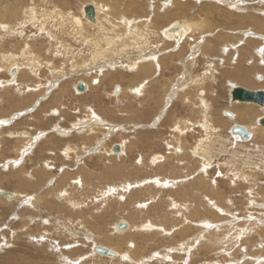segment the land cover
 Masks as SVG:
<instances>
[{
	"label": "rangeland",
	"instance_id": "rangeland-1",
	"mask_svg": "<svg viewBox=\"0 0 264 264\" xmlns=\"http://www.w3.org/2000/svg\"><path fill=\"white\" fill-rule=\"evenodd\" d=\"M239 1H241L239 5L244 9L241 12L235 8L236 3L231 4L230 1L225 0H0V22H2L4 26H6V24L11 26L13 24L14 30L16 31L17 29L16 32L11 30L17 33L15 37H7L4 41L0 40V130H2V132L0 131V163L4 164L3 166L0 164L2 166L0 167V190L12 194H22V197L17 201L14 200V197L8 199L5 196H0V246L2 247V249H0V264H6L4 261L6 256H10L9 264H246L248 262H250V264H258L259 259H264V233L260 228L264 225V171L260 170L261 167L264 168V163L263 166H260L262 162H264V135L263 133L259 135L263 140L255 137L251 138L249 141H245V143L248 144L247 147H251V149L246 146H240V148L235 144L233 146L232 141L234 139L229 131L235 123L226 120L229 116L228 113V116L223 115V111L227 110L226 108L229 105L233 108V106H236L233 104H237V102L231 103L232 86L228 80H231L232 83H236L237 86L250 90H264V63L261 64L259 60L261 56H264V0ZM85 3H93L95 9L97 5L100 6L102 10L99 13L98 21L99 23L103 22L101 23V28L103 29H99L96 26V28L92 30L83 26L84 30L81 31L82 33L78 31L79 34L81 33L82 37L78 32H74L75 27L71 24V18L73 16H75L74 18L81 17L83 22L88 23V21L84 19L85 16H83L82 12V6L83 4L86 5ZM33 11L36 14H34ZM49 17L50 19H48ZM166 17L168 18L167 20ZM146 18L147 21L145 20ZM139 19L140 21L138 22ZM132 21L137 23H133ZM56 22L58 24H55ZM177 22L181 24L186 23L187 28L191 30H187L185 35L187 39L181 41V44H178L173 38L165 35L171 34V30L168 29L172 27V24ZM132 24L135 26L132 27ZM195 27L198 29L196 30ZM44 28L48 29V31L51 30L55 40L48 35ZM93 32L95 35H93V37L97 38L96 40L98 43L100 42L98 37L109 35L111 39L107 45L102 42L100 46L107 50L108 55H111V53L116 54L109 58L106 57L103 59L104 63L102 60L101 64H105L106 61L111 59L116 60L118 57L119 60L124 58L121 62L115 64L116 67L115 69L113 68L114 70L105 72V74H113L111 76L99 78L96 74L97 71H95L93 75L85 71L91 67H84L87 64L84 63V60L87 58L91 48L85 43L83 45V41L88 40V36L91 37ZM19 33H21L22 36H17ZM136 36L137 40L134 39ZM202 36L205 37V39ZM19 38L23 40L24 46L26 44H31L33 52H36L34 54L37 55L36 57L35 55L30 57L31 61L27 62L30 65L25 63L26 61H23V58H19V63L23 64L19 65V63H15L12 66L19 65L22 71L19 72L17 69L18 66H15L13 69H16V72H13L12 68L6 67L3 56L4 54L10 55L9 52L20 55L21 45L17 40ZM195 40H197L198 46H196L201 49V52H198L196 57L194 56V58H192L190 54L192 52V50L190 51V44L196 43ZM79 41L82 42L80 43ZM133 42L135 43L133 44ZM136 42L139 44H136ZM85 46L87 48H85ZM154 46L156 48H154ZM128 48L129 50H127ZM138 50L141 52L139 53ZM24 51L25 49H23L21 54L24 53ZM127 51H130L131 54L136 57L148 52H157L159 54H157L159 59L162 57H174L175 66L172 67L173 70L161 71L156 80L155 75L152 76L151 79L138 77L135 74L136 71H126V69L123 68V66L128 63L126 60L132 56L127 54ZM164 51L166 53H164ZM58 52L60 53L58 54ZM121 52L123 54H121ZM29 56L31 55L29 54ZM39 59L43 61L40 62ZM187 59L190 60V64L188 62L186 63ZM49 60L50 63L54 64L52 68L56 72L61 71L60 68H63V71L65 70L63 73L67 75V78H65L64 83L69 81V85L72 87L54 89L56 91L53 92L48 100H42L44 94H38L40 97L38 96L37 98L36 93L28 95L27 91H30V89L26 87L22 88V86L20 89L22 88L23 94L19 95L16 85L18 83L21 85L23 82L22 80L27 81L29 84L31 82L29 87H31L33 91H35V86L32 85V83L41 81L44 86L53 81L49 68L41 66L43 62H49ZM74 63L79 67L74 66ZM33 64L34 66H32ZM184 65L187 67H183ZM211 66H213V68ZM22 67H24V69H22ZM74 67L76 69L73 70ZM81 68H84V72ZM108 68L109 66L106 67V69ZM34 69L39 70L37 80L31 76L26 79L24 77L27 76H22V74L24 75L26 73L32 75L33 72V76H36ZM185 69L186 71H184ZM208 69L209 71H206ZM225 69L226 72H224ZM239 69L242 70L243 80L236 81L233 78L227 80L225 77H222L225 73L231 74V72H236ZM191 70L192 73H190ZM246 70H248L247 73ZM249 70L252 73V77L248 74ZM184 73H190V76L186 75L189 79L188 81L187 78L184 77ZM99 74H101V72ZM115 74H120L121 77L115 79ZM69 75H71V77ZM196 75H198L199 80L202 81H196L194 78ZM214 75L217 79L212 82L211 79ZM14 77L18 78L13 81ZM8 80H12L9 81L10 84H5L9 85L8 88L3 87L2 83ZM95 80H99L97 82L100 86L99 92H94V90L98 91V88L96 89L98 85ZM173 80H178L179 83L182 81L197 85L188 88L183 93L182 91L176 92V90L173 89V85L178 82L173 83ZM76 82L85 83L89 89H86L84 92L77 91L75 88ZM141 86H146L145 91H143ZM138 89H142L141 91L144 95L135 96L132 91L136 90L138 93L140 92ZM116 90H118V92H116ZM36 91L39 92L40 90L36 89ZM172 91L176 92L175 98L178 96L181 97L170 109L169 113L164 114L166 117H162L156 127L150 128L149 126L155 123L156 118L163 110L166 99ZM200 91L202 94L200 93L198 97ZM148 93L151 97L150 101L146 100L145 97ZM119 95H121L119 98H115V96L118 97ZM91 96L97 97L99 101L98 105L97 102L93 100H89L90 102L93 101V103L89 104V101L86 99L91 98ZM84 97H86V99H84ZM153 98L156 100H153ZM185 98L191 100L192 103H187ZM200 99L208 103L209 113L207 112V114L210 115H207V117H210V122L213 123L211 124L214 127V129L209 132L211 135L209 134L210 141L208 142V145H211V148H213V162L211 161V167L206 164L205 166L207 167L204 170L199 161L189 159L191 158L189 154H192V150L198 145L199 141L203 138H207L200 129H197L198 124L203 122L201 121L202 115L200 114L202 113L200 109L202 104H198V102H201L199 101ZM112 100V103L108 102ZM142 101H144V105L140 107ZM94 103H96V106L93 105ZM240 104L250 105V103L243 102ZM90 105L95 112L98 113L99 119L103 123L101 126H104L98 139L102 144L104 143L101 147L105 154L103 159L98 161L100 163L92 167L85 165L86 170H90L89 172L95 170L98 175H96L94 181L90 185L85 182V185H83L85 188L84 190L79 189L78 191L75 190L72 182L76 175H71V177H69L70 179L68 178L65 181H62V178L64 171L75 173L78 170L80 161L78 162L77 158L82 155L81 138L84 139L85 145L88 148L94 147L97 142L95 136H87L86 134L78 135V131L75 130L76 127L70 126L72 122L78 119L84 120L90 118L87 112H85V107ZM253 108L257 111L256 120L258 117H264L263 107L253 105ZM132 112H136L146 119L144 121H135L131 117ZM164 119H166V121ZM175 120L182 121L175 123ZM184 122H187V124L189 123L190 126L186 127L189 130L187 133L188 136L179 137L171 130L176 124L183 126ZM236 123L238 124V122ZM56 124L68 130L69 128L74 129L70 137H61L59 133L54 130ZM259 127L264 131L263 126L260 125ZM196 130L197 133L191 134L192 131ZM22 131L26 132V136L21 135L22 140L19 144L23 145L25 151L27 150L26 147L32 142L31 135L34 136V138L37 134L39 135V142H37V145H40L38 147L36 145L37 149L33 156L29 154L23 157L25 151L22 148L19 158L16 159V152L14 150L17 140L13 138L11 134L13 132L23 133ZM111 132L112 135L110 134ZM28 134L31 135L28 136ZM143 134L145 136H147V134H156V140L148 139L144 141L142 138L147 137H143ZM174 135L178 139L175 140L178 142L177 144H183L187 152L186 154L185 151L182 153V148L181 151L175 149L176 156L173 152L167 151L165 144L166 142L168 143L169 140L172 141ZM36 138L34 141H36ZM46 138L48 140H46ZM89 140H94L95 142H88ZM125 141L127 142L128 155L126 156L123 154L119 156V154L118 156H113L110 152L111 148L113 150L115 145L120 146L121 142ZM19 144H17V147H19ZM204 144H206V142ZM112 145L114 146L112 147ZM254 145L260 146V149L258 151L254 150ZM65 146L78 149L76 152L72 153L71 159L69 160L64 159L62 155V150ZM94 153L95 152L84 153L82 159H87L89 155H94ZM177 153L179 155L181 153L184 155L177 157ZM245 153L249 158L243 157ZM39 154H44L46 157L38 160L37 156H39ZM53 154H55V156H51ZM237 154L240 156H237ZM154 155H161L163 159L159 160V162L158 160L157 162L153 161ZM30 157L33 160H30ZM122 157L123 159L120 160ZM139 158L144 159V165H140L138 162L140 160ZM238 159L241 163L244 159L253 162L254 175L248 170L249 167H247L246 164L235 163ZM14 160L20 162L19 166L14 165ZM87 160H90V158ZM47 161H49L52 169L44 168L48 164ZM109 162H111L112 165L117 163V167L113 168ZM123 163H126V167ZM152 163H156L157 166ZM159 165L161 166L159 167ZM20 166H23V168H20ZM108 167L113 170V172L110 170V173H108ZM235 167L236 169H234ZM125 168L130 170L125 172ZM117 169L118 171L124 169V175L120 177L127 176L132 180H137L134 183L138 184L134 185L127 194L121 189L122 186L119 185L125 181L119 182L120 179H117L115 176V170ZM36 170L40 171L41 175H44V177L41 179H21L20 174L22 172L37 173ZM49 170L52 171V174H49ZM241 171H245L246 175L248 174L253 177V179L259 183L252 179L246 181L240 178V174L238 173ZM161 176L163 178H161ZM157 178H161L160 182L165 179L164 183L162 181L161 184H156L155 179ZM175 180L178 182L174 186L173 183ZM35 181L39 184L38 187L34 190L27 189L30 184ZM112 181L114 182L113 184L119 186L121 190L118 191L120 192H115L116 189L109 185L112 184ZM162 183L166 185V187L162 185ZM211 183L216 187V195L214 194V190L211 189L213 186ZM52 187L55 188V193L50 197L45 196ZM60 187L61 189L63 187L69 188L68 195L76 202L88 199L89 203H97L96 205H91V207L98 206L97 210H95L94 213L92 212V215H95V219L89 218L87 221L93 222V225L98 226L96 227L98 229L92 228V225L89 224H86L89 226L86 227L87 231L84 228H79V219L82 218L80 221H84L87 216L85 215L79 218L70 216L72 214V206H70L68 202L65 203L66 201L56 198V195L61 192ZM97 188L101 195L97 194ZM102 189L105 191H102ZM107 190L108 192L113 190V193L104 195L105 192L108 193ZM248 190H251L254 195L248 194ZM29 195L31 198H29ZM31 195L34 196V198L41 197L42 200L41 203L39 202V204H41L40 209H36V211L35 208L31 209V207L28 206L29 201L33 199ZM102 195L104 197H102ZM119 195L122 196V198H120ZM23 196H25V198ZM106 196L109 197L106 198ZM94 197L96 200H99L100 203L96 202ZM206 197L211 199L214 198V201L224 208V210L228 209V212L235 213V217H229L223 213L209 210L210 203ZM250 198H252L255 203L253 202V204L249 205L248 199ZM48 199L53 200L54 204H56L55 206L60 208L55 209L59 210V213L49 211L52 212L51 215L54 214L51 219L47 215V209L41 210L43 209V204L48 203ZM93 199L94 201H92ZM104 199H106L105 202ZM227 200L232 201L231 206L228 204ZM172 201L180 205H185L188 209L187 207L186 209L181 208L180 211L182 213H180L176 208H173L174 204ZM102 202H104V205ZM145 202H147V204H145ZM60 205L64 208L60 207ZM25 212H33L32 214H34L33 218L35 220L30 224L27 221L29 224L27 228H23L24 222L20 218L23 213L25 215ZM76 213L79 215L80 211ZM249 213L252 214L250 215ZM61 214L63 217L59 219H62V222H59L55 218L59 217ZM81 215L84 214L81 213ZM247 219L249 220L247 221ZM48 220L52 223H48ZM207 220H209V223L206 222ZM54 221L57 224H55ZM122 222L129 223L130 229L127 232L128 228H126L121 231L123 234H119L116 230V226H119ZM61 223H63L64 227H61V230L56 229V226L58 225L60 227ZM227 223L228 225L226 226L225 224ZM251 223L258 225L251 228ZM206 224L209 225V227ZM218 225L224 226L219 227ZM160 227H163V231ZM218 227L222 229L233 227L231 240H225L226 233H222V231L217 232ZM80 230L85 231V234L88 235L90 231H92L95 236H107V241H110V243L105 241L104 243L99 242L96 244L108 248L109 250H114L119 255L115 258L93 254L91 250L92 242L88 239V235H85V238L82 237L84 233L81 234ZM240 231L242 234H240ZM199 232H201L202 235ZM45 235L48 238L42 239ZM37 236H40V241L42 243H38L39 240ZM240 236H242V238H240ZM115 243L122 244V246L116 247ZM59 244H61L60 250L68 256L71 263L69 260L68 262L62 260L63 257L60 258V251L55 249V247L60 246ZM207 244H209V247ZM186 245L187 247L184 248ZM232 246L234 247L232 248ZM227 250H229V252ZM161 254L163 256H161ZM123 256H127L128 258L125 260ZM134 259L136 261H134Z\"/></svg>",
	"mask_w": 264,
	"mask_h": 264
},
{
	"label": "bare ground",
	"instance_id": "bare-ground-1",
	"mask_svg": "<svg viewBox=\"0 0 264 264\" xmlns=\"http://www.w3.org/2000/svg\"><path fill=\"white\" fill-rule=\"evenodd\" d=\"M49 1V0H48ZM58 1V0H57ZM60 1V0H59ZM95 1V0H94ZM225 1H230V3L231 4H233V3H236L235 4V8L239 11V12H241V11H243L244 9H243V7L241 6V5H239V2H241V1H239V0H225ZM93 2V1H92ZM169 2V1H168ZM34 3V2H33ZM61 3V2H60ZM199 3V2H198ZM86 4V3H85ZM93 4V3H92ZM132 4V3H131ZM165 4V3H164ZM163 4V5H164ZM195 5V4H194ZM212 5V4H211ZM231 6V5H230ZM84 7H85V5L83 4V6H82V12H83V16H84ZM165 7V6H164ZM208 7H210V6H208ZM181 9V8H180ZM199 9V8H198ZM50 10V9H49ZM102 9L100 8V6L99 5H97L96 6V11H97V22H95V23H91V22H89L88 20H86V18H84L86 21H88V23H85V22H83L82 21V18L81 17H78V18H74L75 16H73L72 18H71V24H73V27H75V30H74V32L76 31V32H81V31H83L84 29H83V26H86V27H88V28H90V29H92V30H94L95 28H96V26L100 29L101 27H102V25H101V23H103V22H101V23H99V21H98V17H99V13H100V11H101ZM179 10V9H178ZM54 11H56V10H54ZM53 11V12H54ZM107 11V10H106ZM207 11V10H206ZM177 12V11H176ZM33 13H34V11H33ZM102 13V12H101ZM34 14H36V13H34ZM33 14V15H34ZM40 14V13H39ZM42 14V13H41ZM53 14V13H52ZM61 14V13H60ZM26 16V15H25ZM48 16H49V14H48ZM54 16V15H53ZM65 16V15H64ZM70 16V15H69ZM82 16V17H83ZM47 17V16H46ZM35 18V17H34ZM58 18V17H57ZM56 18V19H57ZM150 18V17H149ZM48 19H50V17L48 18ZM168 18L166 17V20H167ZM42 20V19H41ZM146 21H147V18L145 19ZM186 20V19H185ZM46 21V20H45ZM49 21V20H48ZM108 21V20H107ZM128 21V20H127ZM137 21V20H136ZM140 21V19L138 20V22ZM36 22V21H35ZM60 22V21H59ZM106 22V21H105ZM110 22V21H109ZM108 22V23H109ZM122 22H124V21H122ZM133 23H137V22H134V21H132ZM34 23V22H33ZM37 23V22H36ZM125 23V22H124ZM29 24V23H28ZM55 24H58L57 22L55 23ZM60 24V23H59ZM123 24V23H122ZM127 24V23H126ZM188 24V23H187ZM198 24V23H197ZM13 25V24H12ZM10 26V25H7L6 24V26H4L3 25V23L2 22H0V40H6V38L7 37H15V35L17 34V33H15L16 31H17V29H16V31L14 30V27L13 26ZM45 25V24H44ZM62 25V24H61ZM148 25V24H147ZM193 25H194V23H193ZM192 25V26H193ZM200 25V24H199ZM202 25V24H201ZM15 26V25H14ZM57 26V25H56ZM60 26V25H59ZM135 26V25H134ZM133 26V24H132V27H134ZM172 27H170L168 30H171V34H165L167 37H170V38H173V40H175V42H177L178 44H181V41H184V40H186L187 39V36L185 37V35H186V33H187V30H189V28H187V25H186V23L184 24H181V23H174V24H172L171 25ZM195 26H198V25H195ZM65 27V26H64ZM104 27V26H103ZM139 27V26H138ZM147 27V26H146ZM145 27V28H146ZM191 27V26H190ZM194 27V26H193ZM42 28H43V25H42ZM72 28V27H71ZM196 28V27H195ZM22 29V28H21ZM101 29H103V28H101ZM131 29V28H130ZM148 29V28H147ZM198 28H196V30H197ZM11 30H14V31H11ZM42 30V29H41ZM44 30H46V32L48 33V35H50V37H52L53 38V40H55V37H54V35L52 34V32H51V30H49L48 31V29H46V28H44ZM106 30V29H105ZM112 30V29H111ZM110 30V31H111ZM114 30V29H113ZM135 30H137V29H135ZM73 31V30H72ZM96 31H98V30H96ZM104 31V30H103ZM189 31H191V30H189ZM22 32V31H21ZM56 32V31H55ZM73 32V33H74ZM75 32V33H76ZM79 32H78V34H79ZM87 32H89V31H87ZM101 32V31H100ZM176 32V33H175ZM245 32V31H244ZM57 33V32H56ZM68 33V32H67ZM71 33V32H70ZM82 33V32H81ZM81 33L79 34L80 36H82L81 35ZM90 33H92V32H90ZM97 33V32H96ZM99 33V32H98ZM110 33V32H109ZM108 33V34H109ZM147 33V32H146ZM151 33V32H150ZM191 33V32H190ZM194 33V32H193ZM149 34V33H148ZM196 34V33H195ZM92 36V38L90 37V36H88V40H84L83 41V45H84V43L85 44H87V45H89L90 47L89 48H91V50H90V52H89V54H88V56H87V58L84 60L85 62L84 63H87L84 67H87V66H91L89 69H86L85 71H86V73H88V74H91V75H93L94 74V72L95 71H97L96 72V74L98 75V77L99 78H105V77H107V76H111V75H113V74H105V72H107L108 70H114L115 69V64H117L118 62H121L122 61V59H124V58H121L120 60H119V57L115 60H113V59H111V60H108V61H106L105 62V64H101V61L103 60V59H105L106 57H111L112 55H114L115 53H111V55H108V52H107V50H105L103 47H101L100 46V44L102 43V42H104L106 45H107V43L109 42V40L111 39L110 37H109V35H103V37H98L99 38V43L97 42V38L96 37H93V35H94V32H93V34H91ZM98 35V34H97ZM96 35V36H97ZM130 35V34H129ZM158 35V34H157ZM161 35V34H160ZM164 35V36H165ZM203 35V34H202ZM205 35V34H204ZM246 35V34H245ZM17 36H22V34L21 33H19V35H17ZM95 36V35H94ZM131 36V35H130ZM135 36V35H134ZM149 36V35H148ZM165 36V37H166ZM190 36V35H189ZM188 36V37H189ZM83 37V36H82ZM192 37V36H191ZM195 37H197V36H195ZM203 37V36H202ZM21 38V37H20ZM20 38L19 39H17L18 40V43H20V45H21V52L23 51V49H25V51H24V53H22L21 54V52H20V55L18 54L17 55V53H11V52H9L10 53V55H5L4 54V56H3V59H4V61H5V64H6V67H10V68H12L13 69V67H15V66H18V70H19V72H21L22 70H21V68H20V64H23V63H19V58L20 59H22L23 58V61H26L25 63H27V62H29V61H31V59H30V57H32L33 55H35L34 53H36V52H33V47H32V45L30 44H26L25 46L23 45V40H20ZM80 38V37H79ZM84 38L86 39V37L84 36ZM137 38V36L134 38V39H136ZM147 38V37H146ZM204 39H205V37H203ZM82 39V38H81ZM133 39V40H134ZM139 39V38H138ZM144 39V38H143ZM142 39V40H143ZM202 39V38H201ZM57 40H59V39H57ZM137 40V39H136ZM141 40V39H140ZM148 40V39H147ZM192 40H193V38H192ZM197 40H195V42H196ZM80 42V41H79ZM82 42V41H81ZM80 42V43H81ZM131 42H132V40H131ZM25 43H27V42H25ZM31 43V42H30ZM63 43V42H62ZM135 42H133V44H134ZM141 43V42H140ZM163 43V42H162ZM210 43V42H209ZM35 44H36V42H35ZM131 44V43H130ZM136 44H139V43H137L136 42ZM135 44V45H136ZM177 44V45H178ZM57 45V44H56ZM135 45H133V46H135ZM161 45H164V44H161ZM197 42L196 43H191L190 44V51L192 50V52L190 53L191 54V57L192 58H194V56L196 57V55H197V53L198 52H201V49L200 48H198L197 46ZM200 45V44H199ZM208 45V44H207ZM211 45V44H210ZM139 46V45H138ZM141 46H143V45H141ZM160 46V45H159ZM179 46V45H178ZM12 47V46H11ZM55 47V46H54ZM84 47V46H83ZM136 47H137V45H136ZM175 47H177V46H175ZM196 47V48H195ZM85 48H87L86 46H85ZM152 48V47H151ZM154 48H156L155 46H154ZM17 49V48H16ZM131 49V48H130ZM137 49V48H136ZM149 49V48H148ZM85 50V49H84ZM127 50H129V48L127 49ZM172 50H173V48H172ZM18 51V50H17ZM78 51V50H77ZM158 51V50H157ZM170 51V50H169ZM168 51V52H169ZM19 52V51H18ZM29 52V53H28ZM57 52V51H56ZM82 52V51H81ZM125 52V51H124ZM138 52L140 53L141 51H139L138 50ZM160 52V51H159ZM162 52V51H161ZM264 52V51H263ZM60 52H58V54H59ZM126 53V52H125ZM142 53H143V51H142ZM164 53H166L165 51H164ZM29 54L31 55V56H29ZM57 54V53H56ZM62 54V53H61ZM120 54V53H119ZM121 54H123L122 52H121ZM127 54H129V55H132V56H130L126 61L128 62V63H126L124 66H123V68H125L126 69V71H136V76H138V77H145V78H149V79H151V77L152 76H154L155 75V80H156V78L157 77H159L158 75H159V73L162 71V72H164V70H173V68L172 67H174L175 66V61H174V57H162V58H158V53L157 52H148V53H146V54H143V55H139V56H133V54H131V52L130 51H127ZM158 54V55H157ZM17 55V56H16ZM37 55V54H36ZM36 55H35V57H36ZM116 55V54H115ZM165 55V54H164ZM199 55V54H198ZM243 55H244V52H243ZM172 56H173V54H172ZM239 56H240V54H239ZM246 56V55H245ZM260 56V55H259ZM34 57V58H35ZM84 57V56H83ZM128 57V56H127ZM39 58H40V56H39ZM85 58V57H84ZM189 58V57H188ZM233 58V57H232ZM263 58V59H262ZM1 59H2V57H1ZM2 59V60H3ZM190 59V58H189ZM215 59V58H214ZM223 59V58H222ZM38 60V59H37ZM40 60V62L41 61H43V60H41V59H39ZM118 60V61H117ZM124 60V61H125ZM169 60V61H168ZM185 60V59H184ZM259 60H260V63L261 64H263L264 63V56H261V58H259ZM20 61H22V60H20ZM22 61V62H23ZM33 61V60H32ZM129 61H131V62H129ZM192 61H193V59H192ZM39 62V63H40ZM185 62V61H184ZM189 63L190 62V60H188L187 59V61H186V63ZM249 62H251V61H249ZM17 64V63H19V65H14V66H12L13 64ZM103 63H104V60H103ZM177 63V62H176ZM27 64H29V63H27ZM41 64V63H40ZM157 64V65H156ZM179 64V63H178ZM184 64V63H183ZM190 64V63H189ZM188 64V65H189ZM206 64V63H205ZM25 65V64H24ZM23 65V66H24ZM30 65V64H29ZM74 66H78L76 63H74L73 64ZM193 65V64H192ZM191 65V66H192ZM220 65H222V64H220ZM25 66H27V65H25ZM32 66H34V64L32 65ZM38 66V65H37ZM36 66V67H37ZM42 67L43 66H46V67H48L49 68V71H51V76H52V79H53V81L51 82V83H48L47 85L45 84L44 86H43V84L41 83V81H38V82H35V83H32V85H34L35 86V88H34V90L35 91H33V89H31V87H29L30 85H31V82H30V84L29 83H27V81H24V80H22L21 78V80L23 81L22 82V84L20 85L19 83L16 85L17 86V92H19V95H22L23 93H22V88L23 87H26V88H28V89H30V91H27L28 92V95H30V94H33V93H36L37 94V96H36V98L39 96L38 94H44V96H43V98H42V100H48V99H50V97L52 96V94H53V92L54 91H56L57 89H59V88H61V87H67V88H70V87H72V86H70L69 85V81H66V83H64V80H65V78H67V75L65 74V73H63V72H65V70L63 71V68H60L61 69V71H59V72H56L52 67H54V64H52V63H50V60H49V62H43V65H41ZM107 66H109V68L108 69H106V67ZM153 66H156V67H153ZM223 66V65H222ZM5 67V66H4ZM79 67V66H78ZM83 67V66H82ZM183 67H187V66H183ZM212 68H213V66H211ZM1 68V67H0ZM27 68V67H26ZM30 68V67H29ZM114 68V69H113ZM9 69V68H8ZM22 69H24V67H22ZM31 69V68H30ZM33 69V68H32ZM65 69V68H64ZM73 69H76L75 67L73 68ZM78 69V68H77ZM82 69V68H81ZM80 69V70H81ZM84 69V68H83ZM82 69V70H83ZM190 69V68H189ZM242 69V68H241ZM241 69H239V70H237L236 72H231V74H224L223 76L225 77V79H230V78H233L234 80H236V81H240V80H243V76H242V70ZM35 70V75L36 76H33V73H32V75H30L29 73H26V74H22V76L24 77V76H27V77H24L25 79L26 78H28V77H34L36 80H37V78H38V72H39V70L37 69H34ZM41 70V69H40ZM13 71H15L16 72V69L14 70L13 69ZM31 71V70H30ZM98 71H100L101 72V74H99L100 72H98ZM184 71H186V69L184 70ZM206 71H209V69L208 70H206ZM32 72V71H31ZM83 72H84V70H83ZM183 72V71H182ZM224 72H226V69H225V71ZM248 72V70H246V73ZM50 73V72H49ZM82 73V72H81ZM80 73V74H81ZM190 73H192V70L190 71ZM189 73V74H190ZM189 74H187V73H184V77H186V75L187 76H190ZM248 74H250L251 75V77H252V73L250 72V70H249V73ZM205 75V74H204ZM41 76V75H40ZM70 77H71V75H69ZM191 76H192V74H191ZM121 76H120V74H115L114 75V78L115 79H118V78H120ZM197 77V78H196ZM196 77H194L195 78V80L196 81H198V82H200V81H202V80H199V78H198V75H196ZM223 77V78H224ZM16 78H18V77H14L13 78V81H15L16 80ZM187 78V77H186ZM193 78V79H194ZM84 79V78H83ZM89 79V78H88ZM192 79V80H193ZM217 79V77H215V75L212 77V79H211V81L213 82V81H215ZM40 80H41V77H40ZM71 80V79H70ZM186 80V79H185ZM189 79L187 78V81H188ZM9 81H12V80H8V81H5V82H3L2 83V85H3V87H5V88H8V86L9 85H5V84H10L9 83ZM80 81H82V80H80ZM99 81V80H98ZM98 81H96L95 80V82H96V84L98 85L99 83H97ZM174 82L173 83H175V82H178V80H173ZM21 82V81H20ZM84 82V81H83ZM91 82H94V81H91ZM156 82V81H155ZM204 82V81H203ZM228 82H230L231 83V89H233L234 87H236L237 86V84L236 83H232L231 82V80H228ZM1 83V82H0ZM12 83V82H11ZM77 83V82H76ZM75 83V84H76ZM100 83H102V82H100ZM74 84V85H75ZM1 85V84H0ZM5 85V86H4ZM72 85V84H71ZM77 85V84H76ZM195 85H197V84H190V83H187V82H182V81H180V83L178 82V83H175L173 86V89L174 90H176V92H179V91H182V93L185 91V90H187L188 88H191L192 86H195ZM248 85V84H247ZM251 85H253V84H251ZM22 86V88L20 89V87ZM99 86V85H98ZM96 87V89L98 88V91H95L94 90V92H99V89H100V86L99 87ZM2 87V86H1ZM94 87V86H93ZM249 87H251V86H249ZM75 88H76V86H75ZM95 88V87H94ZM141 88L143 89V91H145V88H146V86H141ZM36 89H38V90H40L39 92H37L36 91ZM54 89H56V90H54ZM87 89H89V87L87 88ZM121 89V88H120ZM119 89V90H120ZM142 89H138V90H140V92H138L137 93V91L136 90H133L132 92L134 93V95L135 96H139V95H141L142 96ZM250 90V89H249ZM263 90V89H262ZM92 91V90H91ZM232 91V90H231ZM176 92H174V91H172V93L167 97V99H166V104L164 105V108H163V110L161 111V113L158 115V117L156 118V120H155V123L154 124H152L151 126H149L150 128H152V127H156L158 124V122H160L161 121V119H162V117H166V116H164V114H168L169 113V111H170V109L176 104V102L179 100V98L181 97V96H178L177 98H175V96H176ZM121 93V92H120ZM200 93H201V91L199 92V95H198V97L200 96ZM91 94V93H90ZM115 94V93H114ZM202 94V93H201ZM99 95V94H98ZM112 95V94H111ZM110 95V96H111ZM144 95V94H143ZM151 95H153V94H151ZM113 96V95H112ZM121 95H119L118 97H116L115 96V98H119ZM40 97V96H39ZM146 100H149L150 101V94L148 93V94H146ZM144 98V97H143ZM84 99H86V97H84ZM186 100V102L187 103H192L191 102V100H189V99H187V98H185ZM36 100V99H35ZM86 100H93L94 102H97V105H98V99H97V97H93V96H91V98H89V99H86ZM141 100V99H140ZM153 100H156V99H154L153 98ZM93 101L92 102H90L89 101V104L90 103H93ZM199 101H201L200 103L198 102V104L199 105H201L202 104V106H201V112L202 113H200L201 115H202V118H201V121H203V122H201V123H199L198 124V128L197 129H200L202 132H203V135L204 136H207V138L206 139H201L200 141H199V143H198V145L192 150V154H189L190 155V157L191 158H189V159H194V161H199V163H200V165H201V167H202V169L204 170L207 166H210V164H211V161H212V159H213V156H212V154H213V148H211V145H208V142L210 141L209 140V132H211L213 129H214V127H213V123L212 122H210V117L208 118L207 117V115H210V114H207V112H208V110H209V105H208V103L207 102H205L203 99H200ZM109 103H112L113 102V100L112 101H108ZM144 101H142L141 103H140V107H143V105H144V103H143ZM105 103V102H104ZM231 103H233L232 101H231ZM234 103H236V102H234ZM241 102H237V104H233V105H236V106H233V108H231L230 107V105L226 108L227 110H224L223 112V115L225 116V115H227V113L228 114H230L228 117H229V119H228V117H227V119L226 120H228V121H230V122H233V123H235L234 125H241V126H243V127H245L247 130H248V132H250L251 133V138H255V137H258V139H261V140H263V138L262 137H260L259 135L260 134H262L263 133V135H264V131L262 130V129H260V124H259V119H260V117H258L257 118V120H256V115H257V111H256V109L255 108H253V105H255V104H250V105H248V104H246V105H243V104H240ZM87 104V103H86ZM39 105V104H38ZM94 106H96V103H94L93 104ZM182 105V104H181ZM33 107V106H32ZM170 107V108H169ZM158 109H160V108H158ZM111 110V109H110ZM161 110V109H160ZM24 111V110H23ZM33 111V110H32ZM35 111H36V109H35ZM57 111V110H56ZM114 111V110H113ZM20 112V111H19ZM31 112V111H30ZM59 112V111H58ZM85 112H87V114H88V116L90 117L89 119H84V120H76V121H74V122H72L71 123V125L70 126H73L74 128L76 127V129L75 130H77L78 131V135H87V136H95V139H96V144H95V146L94 147H87L86 145H85V142H84V139L83 138H81V147H82V155L80 156V157H78L77 158V161L79 162V164H78V170L75 172V173H70V172H68V171H64V173H63V178H62V181H65V180H67L69 177H71V175H76V177H75V179L72 181L73 182V186L75 187V190H78L79 191V189L80 190H84L85 188H84V186L83 185H85V182H86V184H91L93 181H94V179H95V177H96V175H98V173H96L95 172V170H93V171H91V172H89L88 170H86V166H94V165H96L97 163H100V162H98V161H100V160H102L103 159V157H104V151H103V148L101 147L103 144H102V142H100L99 141V137H100V132L102 131V129H103V127L104 126H101V124H103L101 121H100V119H99V116H98V113H96L95 112V110L93 109V107L90 105V106H86L85 107ZM211 112V111H210ZM53 113V112H52ZM209 113V112H208ZM16 114H17V112H16ZM56 114V113H55ZM19 115V114H18ZM22 115V114H21ZM25 115V114H24ZM30 115V114H29ZM198 115V114H197ZM16 116V115H15ZM20 116V115H19ZM195 116V115H194ZM21 117V116H20ZM110 117V116H109ZM131 117L133 118V120H135V121H144L146 118L144 117V116H142V115H140V114H138V113H136V112H132V115H131ZM156 117V116H155ZM213 117V116H212ZM262 117V116H261ZM5 118V117H4ZM14 119V118H13ZM16 119V118H15ZM154 119V118H153ZM170 120H172L171 118H169ZM180 119V118H179ZM165 121H166V119H164ZM8 121H10V120H8ZM173 121V120H172ZM176 121V120H175ZM174 121V122H175ZM182 120H177L175 123H177V122H181ZM3 122H7V121H3ZM236 122H238V124L236 123ZM212 123V124H211ZM232 123V124H233ZM197 124V123H196ZM148 125V124H147ZM192 125V124H191ZM233 125V126H234ZM3 126V125H2ZM232 126V127H233ZM186 127H190L189 126V123L187 124V122H184V125L183 126H180L179 124H176V125H174V127H173V129L171 130L173 133H175L176 135H178L179 137H184V136H188V132H189V130L186 128ZM231 127V128H232ZM53 128V127H52ZM113 128H115V127H113ZM1 129V128H0ZM55 131H57L58 133H59V135L61 136V137H63V138H69L70 137V134H71V132L74 130V129H70L69 128V130L68 129H66V128H63V127H61V126H59V125H55V129H54ZM107 130V129H106ZM111 130V129H110ZM115 130V129H114ZM113 130V131H114ZM192 130V129H191ZM216 130V129H215ZM1 132H2V130H0ZM112 131V132H113ZM217 131V130H216ZM12 132V131H11ZM23 132V131H22ZM43 132V131H42ZM112 132L110 133L111 135H112ZM128 132V131H127ZM230 134H231V129H230ZM26 132H23V133H21V132H13L11 135H12V137L13 138H15L16 140H17V142H15V152H16V159H18L19 158V155L21 154L20 153V151L22 150V148H23V150H24V147H23V145H20L19 143H20V141L22 140V137H21V135H23V136H26V134H25ZM48 133V132H47ZM195 134V133H197V130L196 131H192L191 132V134ZM213 133V132H212ZM214 133H215V131H214ZM213 133V134H214ZM107 134V133H106ZM114 134V133H113ZM8 135V134H7ZM6 135V136H7ZM31 134H28V136H30ZM144 135V134H143ZM211 135V134H210ZM9 136V135H8ZM42 136V135H41ZM107 136V135H106ZM156 134L155 135H153V134H147V136H143V137H147V138H142L144 141H146V140H148V139H152V140H156ZM159 136H161V135H159ZM158 136V137H159ZM231 136H232V138L234 139L233 141H232V143H233V146H234V144L236 145V146H238V147H247L248 146V144L247 143H245V141H243L238 135H232L231 134ZM31 137V140H32V142H31V144L29 145V146H27L26 148H27V150L25 151V154L23 155V157L24 156H26V155H29V154H32V156L35 154V151H36V149H37V147L40 145H37L38 143L37 142H39L38 140H39V135L37 134L36 136H35V138H36V141H34L35 140V138H34V136H30ZM48 137H49V135H48ZM73 137V136H72ZM211 137V136H210ZM106 138H108V137H106ZM230 138V137H229ZM251 138L249 139V140H251ZM0 139H1V134H0ZM257 139V140H258ZM27 140H29V139H27ZM46 140H48L47 138H46ZM46 140H44V141H46ZM106 140V139H105ZM175 140H178L177 139V137L174 135L173 136V140L171 141V140H169V142L167 143L166 142V148H167V151H169V152H173L174 154H175V149H177V151H181V148H182V153H183V151H185V154L187 153L186 152V149L183 147V144H177L178 142H176ZM249 140H247V141H249ZM254 140V139H253ZM41 141V140H40ZM107 141V140H106ZM12 142H13V140H12ZM23 142V141H22ZM25 142V141H24ZM88 142H95L94 140H89ZM175 142H176V144H175ZM206 142V144H204ZM42 143V142H41ZM98 143V144H97ZM252 143V142H251ZM17 144H19V147H17ZM22 144V143H21ZM48 144V143H47ZM107 144V143H106ZM26 145H28V144H26ZM36 145H37V147H36ZM214 145V144H213ZM1 146V145H0ZM47 146V145H46ZM80 146V145H79ZM114 145H112V147H113ZM185 146V145H184ZM43 147V146H42ZM230 147V146H229ZM240 147V148H241ZM247 148H250L251 149V147H247ZM253 148H255L254 150H256V151H258L259 149H260V146H256V145H254L253 146ZM14 149V148H13ZM41 149V148H40ZM44 149V148H43ZM46 149V148H45ZM50 149H51V146H50ZM90 149V150H89ZM212 149V150H211ZM246 149V148H245ZM78 149L76 148V149H72L70 146H65L64 148H63V150H62V155L64 156V159H67V160H69V159H71V156H72V153H74V152H76ZM89 150V151H88ZM212 151V153H211V151ZM230 150V149H229ZM229 150H228V152H229ZM244 150V149H243ZM247 150H249V149H247ZM14 151H13V153H14ZM38 151H40V150H38ZM226 151V150H225ZM236 151V150H235ZM252 151V150H251ZM261 151V150H260ZM23 152V151H22ZM61 152V151H60ZM80 152V151H79ZM91 152H95L96 153V155H95V153H94V155H89V157L88 158H90V160H87V159H82V157L84 156V153H91ZM110 152L112 153V155L113 156H118L119 154V156H121V155H123V154H125L126 156L128 155L127 154V142L125 141V142H121V145H120V151L119 152H117V154H116V152L114 153L113 152V150H112V148H111V150H110ZM168 152V153H169ZM232 152V151H231ZM40 153V152H39ZM167 153V152H166ZM178 154L177 153V157H180L181 155H184V154ZM230 153V152H229ZM232 153H234V152H232ZM226 154V153H225ZM172 155V154H171ZM235 155H236V153H235ZM244 156V158H249V157H247V155H246V153L245 154H243ZM31 156V157H32ZM37 156V155H36ZM51 156H55V154H53V155H51ZM160 156V157H159ZM174 156V155H173ZM175 156H176V154H175ZM187 156V155H186ZM237 156H240L239 154H237ZM30 157V160H33L32 158ZM38 157V160H40V158L41 159H44L46 156H44V154L43 155H41V154H39V156H37ZM57 157V156H56ZM124 157V156H123ZM123 157L120 159V160H122L123 159ZM152 157V156H151ZM26 158V157H25ZM119 158V157H118ZM22 159V158H21ZM28 159V158H27ZM116 159V158H115ZM138 159V158H137ZM140 159V158H139ZM163 159V156H161V155H157V156H155L154 155V157H153V161H156L157 162V160H158V162H159V160H162ZM178 159V158H177ZM10 160V159H9ZM85 160V161H84ZM144 159H140L138 162L140 163V165H144V161H143ZM225 160V159H224ZM232 160V159H231ZM235 160V159H234ZM22 161V160H21ZM66 161V160H65ZM135 161V160H134ZM165 161H166V158H165ZM240 160L238 159V160H236V162L235 163H237V164H239V163H241V162H239ZM250 160H246V159H244V160H242V163L241 164H243V165H245L246 164V166L247 167H249L248 168V170H250V172L252 173V175H254V172H253V162H249ZM264 161V160H263ZM7 162V161H6ZM5 162V163H6ZM28 162V161H27ZM38 162V161H37ZM48 162V164L44 167L43 165V167L44 168H48V169H52V166L49 164V161H47ZM54 162V161H53ZM161 162V161H160ZM190 162V161H189ZM213 162V161H212ZM233 162V161H232ZM19 161L18 160H14V165L15 166H19ZM25 163V162H24ZM32 163V162H31ZM36 163V162H35ZM34 163V164H35ZM41 163V162H40ZM162 163V162H161ZM191 163V162H190ZM229 163V162H228ZM251 163H252V165H251ZM263 163L264 162H262V165H260V166H263ZM1 164V163H0ZM29 164V163H28ZM38 164V163H37ZM76 164V163H75ZM109 164H111V162H109ZM117 164V163H116ZM112 165L111 164V166H113V168L114 167H117V165ZM136 164V163H135ZM153 164V163H152ZM158 164H160V163H158ZM207 164V166H205ZM231 164V163H230ZM234 164V163H233ZM236 164V165H237ZM2 166L4 165V164H1ZM0 165V167H2ZM6 165V164H5ZM12 165V164H11ZM41 165V164H40ZM86 165V166H85ZM120 165V164H119ZM123 165L126 167V163H123ZM137 165V164H136ZM153 165H155V166H157V164L156 163H154ZM191 165V164H190ZM195 165V164H194ZM36 166V165H35ZM109 166V165H108ZM110 166V167H111ZM151 166V165H150ZM161 165H159V167H160ZM192 166V165H191ZM234 166V165H233ZM254 166H257V165H254ZM259 166V167H260ZM13 167V166H12ZM42 167V168H43ZM64 167V166H63ZM67 167V166H66ZM99 167V166H98ZM142 167V166H141ZM140 167V168H141ZM211 167V166H210ZM252 167V168H251ZM7 168V167H6ZM20 168H23V166H20ZM69 168V167H68ZM245 168V167H244ZM109 171H108V173H110V168L108 167L107 168ZM201 169V170H202ZM234 169H236V167L234 168ZM30 170V169H29ZM62 170V169H61ZM64 170V169H63ZM124 170V169H123ZM123 170H121V171H118V169L117 170H115L116 171V174H115V176L117 177V179H120V181L119 182H122V181H125L124 183H120L119 185H121L122 187H121V189H123L124 191H125V193L127 194L129 191H131V189H132V187H134V185H137L138 183H134V182H136L137 180H132L131 178H129V177H127V176H125V177H120V176H122V175H124L123 173ZM130 169H128V168H125V172L126 171H129ZM233 170V169H232ZM247 170V169H246ZM245 170V171H246ZM260 170L261 171H264V168H260ZM37 171V173H30V172H22L21 174H20V177H21V179L22 180H25V179H32V178H35V179H41V178H43L44 177V175H41V172L40 171H38V170H36ZM50 172H49V174H52V171L51 170H49ZM238 171H240V170H238ZM245 171H241L240 173H238V174H240V178H242V179H244V180H246V181H248V180H254V181H256L255 179H253V177H251V176H249L248 174L246 175L245 174ZM111 172H113V170H111ZM145 172V171H144ZM237 172V171H236ZM3 174V173H2ZM42 174H43V170H42ZM207 174V173H206ZM106 175H108V174H106ZM109 175H111V174H109ZM127 175V174H126ZM264 175V174H263ZM46 176V175H45ZM171 176V175H170ZM169 176V177H170ZM195 176V175H194ZM200 176V175H199ZM204 176V175H203ZM56 177H57V175H56ZM102 177V176H101ZM11 178V177H10ZM83 178V179H82ZM148 178V177H147ZM161 178H163L162 176H161ZM161 178H157V179H155V183L156 184H161V182L163 181V183H164V181H165V179L164 180H162L161 182H160V179ZM238 178V177H237ZM239 178V179H240ZM70 179V178H69ZM122 179V180H121ZM59 180V179H58ZM150 180V179H149ZM178 180V179H177ZM41 181V180H40ZM154 181V180H153ZM180 181V180H179ZM71 182V181H70ZM72 182H71V184H72ZM99 182V181H98ZM100 182H101V179H100ZM147 182V181H146ZM177 182L178 181H174V186L177 184ZM232 182V181H231ZM256 182H258V181H256ZM40 183V182H39ZM42 183H43V181H42ZM50 183V182H49ZM65 183V182H64ZM114 182L112 181V184H109V185H111V186H113L114 187V189H116L115 190V192H117L118 190H121L120 188H119V186L118 185H116V184H113ZM162 183V185H164ZM247 183V182H246ZM259 183V182H258ZM51 184V183H50ZM98 184V183H97ZM212 184V183H211ZM38 183H37V181H35L34 183H32V184H30V186L27 188V189H32V190H34V189H36L37 187H38ZM48 185V184H47ZM63 185V184H62ZM161 185V186H162ZM213 185V184H212ZM253 185V184H252ZM107 186V185H106ZM110 186V187H111ZM139 186V185H138ZM147 186V185H146ZM159 186V185H158ZM165 187H166V185H164ZM169 186H170V184H169ZM5 187V186H4ZM66 187V186H65ZM93 187V186H92ZM96 187V186H95ZM108 187V186H107ZM163 187V186H162ZM209 187V186H208ZM246 187V186H245ZM57 188V187H56ZM71 188V187H70ZM106 188V187H105ZM104 188V189H105ZM109 188V187H108ZM107 188V189H108ZM145 188V187H144ZM254 188V187H253ZM44 189V188H43ZM60 189H61V187H60ZM93 189V188H92ZM101 189V188H100ZM104 189H102V191L104 190ZM135 189V188H134ZM212 190H214V194L216 195V187H214V185L212 186V188H211ZM96 190V189H95ZM109 190V189H108ZM108 190H107V192H108ZM0 191H3V192H5L4 190H0ZM18 191V190H17ZM55 188L54 187H52V189H50L48 192H47V194H45V196H52L54 193H55ZM101 191V192H102ZM105 191V190H104ZM197 191V190H196ZM7 192V191H6ZM118 192H120V191H118ZM117 192V193H118ZM83 193V192H82ZM93 193H94V190H93ZM109 193L110 194H112L113 193V190L110 192H108V193H104V195L105 194H107V195H109ZM124 193V194H125ZM256 193V192H255ZM32 194V193H31ZM69 194V188H62L61 189V192L60 193H58L57 195H56V198H58V199H62V200H64V201H66L65 203H69L70 204V206H72V210H71V217H76V218H79V217H83V216H87L86 217V220H84V221H80L81 219H79V228L81 227V228H84L85 230H86V227H89L88 225H86V224H89V225H92L91 227L92 228H94V229H98V228H96V227H98V226H96V225H93V222H90V221H87V219H89V218H94L95 217V215H92V212L94 213V211L95 210H97V207H91V205L93 206V205H96L95 203H89L88 202V199L87 200H81V201H79V202H76L75 200H73V198H71L70 197V195H68ZM97 194H99V192H98V188H97ZM97 194H96V196H97ZM102 194H103V192H102ZM248 194H253V192L251 191V190H248ZM99 195H101V194H99ZM98 195V196H99ZM187 195V194H186ZM230 195V194H229ZM244 195V194H243ZM254 195V194H253ZM13 196H14V200H18V199H20V197H22V194H18V193H14L13 194ZM32 196V195H31ZM83 196V195H82ZM120 196V195H119ZM24 198H25V196H23ZM33 197V199L31 200V201H29V203H28V206H30L31 207V209L32 208H35V211H36V209H40V207H41V204H39V202L41 203V197H38V198H34V196H32ZM102 197H104L103 195H102ZM107 197H109V196H106V198ZM111 197V196H110ZM199 197V196H198ZM29 198H31L30 197V195H29ZM48 198V197H47ZM90 198V197H89ZM95 198V197H94ZM120 198H122V196H120ZM124 198V197H123ZM207 199H208V201H209V203H210V208H209V210H211V211H215V212H220V213H223L224 215H226V216H229V217H235V213L233 214V213H230V212H228L229 210L228 209H226V210H224V208H222L221 206H219L218 204H217V202L216 201H214V198H209V197H206ZM205 198V199H206ZM221 198V197H220ZM254 198V197H253ZM262 198V197H261ZM3 199V198H2ZM28 199V198H27ZM76 199V198H75ZM98 199V198H97ZM101 199V198H100ZM155 199V198H154ZM200 199V198H199ZM206 199V200H207ZM229 199V198H228ZM26 200V199H25ZM91 200V199H90ZM95 200H96V198H95ZM149 200V199H148ZM238 200V199H237ZM262 200V199H261ZM2 201V200H1ZM92 201H94V199L92 200ZM106 201V199H104V202ZM228 201V200H227ZM246 201H247V199H246ZM23 202V201H22ZM38 202V203H37ZM96 202H98V203H100V201L99 200H96ZM104 202H102V204L104 203ZM161 202V201H160ZM173 202V204H174V207L173 208H176L177 209V211L178 212H180V213H182L181 211H180V209L181 208H183V209H186V207L187 206H185V205H180L179 203H177V202H174V201H172ZM225 202V201H224ZM253 199L252 198H250V199H248V204L249 205H251V204H253ZM164 203V202H163ZM162 203V204H163ZM232 201H228V204L231 206L232 204ZM255 203V202H254ZM68 204V205H69ZM143 204V203H142ZM145 204H147V202H145ZM150 204V203H149ZM56 204H54V201L53 200H51V199H48V203H44L43 204V209H41V210H44V209H47V215L49 216V218L51 219L52 217H53V215H51L52 214V212H58L59 213V210H55V209H60V208H58V207H56L55 206ZM100 205V204H99ZM104 205V204H103ZM113 205V204H112ZM139 205V204H138ZM193 205H194V203H193ZM182 206H185V207H182ZM60 207H62V208H64L62 205H60ZM102 207V206H101ZM214 207H215V209H214ZM254 207V206H253ZM192 208V207H191ZM194 208H195V206H194ZM187 209H188V207H187ZM98 210H99V208H98ZM195 210V209H194ZM17 211V210H16ZM49 211H52V212H49ZM78 212V211H80V213H79V215H78V213H76V212ZM15 213V212H14ZM18 213V212H17ZM20 213V212H19ZM33 212H30V213H26L25 212V215H24V213L22 214V216H20V218L22 219V221L24 222V226H23V228H27V227H29L28 225L30 224V223H32V222H34L35 220H34V214H32ZM40 213V212H39ZM81 213H83L84 215H81ZM239 213V212H238ZM56 214V213H55ZM222 214V215H223ZM250 215L252 214V213H249ZM14 215V214H13ZM91 215H92V217H91ZM189 215V214H188ZM197 215V214H196ZM223 215V216H224ZM264 216V215H263ZM262 216V217H263ZM18 217V216H17ZM63 217V215L61 214L59 217H57V218H55L57 221H59V222H62V219H59V218H62ZM96 217H97V215H96ZM103 217V216H102ZM217 217V216H216ZM248 217V216H247ZM246 217V218H247ZM253 217V216H252ZM251 217V218H252ZM19 218V217H18ZM185 218V217H184ZM196 218V217H195ZM214 218V217H213ZM242 218V217H241ZM240 218V219H241ZM49 219V220H50ZM84 219V218H83ZM95 219V218H94ZM189 219V218H188ZM192 219V218H191ZM211 219V218H210ZM218 219V218H217ZM250 219V218H249ZM249 219H247V221L249 220ZM262 219V218H261ZM15 220V219H14ZM48 220V223H52V222H50ZM27 221H28V223H27ZM95 221V220H94ZM194 221V220H193ZM199 221V220H198ZM204 221H205V219H204ZM209 220H207L206 222L207 223H209L208 222ZM55 222V221H54ZM53 222V223H54ZM148 222H150V221H148ZM147 222V223H148ZM203 222V221H202ZM235 222V221H234ZM250 222H251V220H250ZM77 223V222H76ZM201 223V222H200ZM212 223V222H211ZM231 223V222H230ZM236 223V222H235ZM255 223V222H254ZM46 224H47V222H46ZM49 224V225H50ZM55 224H57L56 222H55ZM127 224V228H128V230H127V232L129 231V229H130V225H129V223H126ZM131 224V223H130ZM196 225V224H195ZM197 225H200V224H197ZM207 225V224H206ZM226 226L228 225V223L227 224H225ZM250 225V224H249ZM258 225V224H257ZM256 224H252L251 223V228L252 227H256L257 226ZM260 225V224H259ZM56 226V225H55ZM69 226V225H68ZM201 226V225H200ZM208 227H209V225H207ZM211 226V225H210ZM219 226V225H218ZM224 225H222V226H219V227H223ZM239 226V225H238ZM261 226V225H260ZM57 228L56 229H58V230H61V227L63 228L64 227V225H63V223H61L60 224V227L57 225L56 226ZM66 227V226H65ZM74 227V226H73ZM186 227V226H185ZM184 227V228H185ZM204 227V226H203ZM214 227V226H213ZM218 227V229H217V232H219V231H222V233H226V237H225V240L226 239H230L231 240V237H232V228L233 227H229V229H222V228H219ZM250 227V226H249ZM1 228V227H0ZM55 228V227H54ZM66 228H68V227H66ZM133 228V227H132ZM143 228V227H142ZM163 228V227H162ZM162 228L160 227V229L162 230ZM204 228H206V227H204ZM212 228V227H211ZM210 228V229H211ZM215 228V227H214ZM237 228V227H236ZM242 228H243V226H242ZM258 228V227H257ZM261 228V230H262V232L264 233V225L262 226V227H260ZM78 229V228H77ZM209 229V230H210ZM70 230V229H69ZM74 230V229H73ZM116 230H117V232H119V234H123L121 231L122 230H119V228H118V225L116 226ZM148 230H149V228H148ZM201 230H202V228H201ZM207 230V229H206ZM208 230V231H209ZM248 230H250V229H248ZM12 231V230H11ZM87 231V230H86ZM95 231V230H94ZM97 231V230H96ZM163 231V230H162ZM166 231V230H165ZM173 231H174V229H173ZM213 231V230H212ZM238 231V230H237ZM253 231V230H252ZM251 231V232H252ZM259 231H260V229H259ZM44 232V231H43ZM43 232H41V233H43ZM73 232V231H72ZM172 232V231H171ZM206 232V231H205ZM216 232V233H217ZM239 232V231H238ZM241 232V231H240ZM248 232V231H247ZM250 232V231H249ZM258 232V231H257ZM54 233V232H53ZM59 233V232H58ZM64 233V232H63ZM69 233V232H68ZM75 234H77L76 232H74ZM80 233L82 234V233H84V235L82 236V237H84L85 238V235H88V234H85V231H82V230H80ZM79 233V234H80ZM199 233H201V232H199ZM208 233V232H207ZM215 233V234H216ZM236 233V232H235ZM262 233V234H263ZM36 234V233H35ZM96 234V233H95ZM182 234V233H181ZM204 234V233H203ZM206 234V233H205ZM240 234H242V232L240 233ZM245 234V233H244ZM248 234H250V233H248ZM252 234V233H251ZM73 235V234H72ZM201 235H202V233H201ZM246 235V234H245ZM245 235H243V236H245ZM2 236V235H1ZM4 236V235H3ZM12 237V236H11ZM38 237V236H37ZM197 237H198V235H197ZM202 237V236H201ZM203 237H204V235H203ZM45 238H48L46 235H45V237L44 238H42V239H45ZM77 238V237H76ZM80 238H81V236H80ZM79 238V239H80ZM240 238H242V236H240ZM88 239H90V242H92V244H91V250H92V252H93V248H94V246H99V245H97L96 243H99V242H102V243H104L105 241H107L108 240V237L107 236H105V235H94V233L92 232V231H90V234L88 235ZM100 240V241H98V240ZM132 239V238H131ZM190 239H192V238H190ZM237 239H238V237H237ZM38 243H42L40 240H41V238H40V236L38 237ZM49 240H51V239H49ZM67 240V239H66ZM198 240V239H197ZM200 240H201V238H200ZM206 240V239H205ZM222 240V239H221ZM229 240V241H230ZM4 241V240H3ZM11 241V240H10ZM52 241V240H51ZM170 241V240H169ZM203 241V240H202ZM234 241V240H233ZM58 242V241H57ZM107 242H109L110 243V241H107ZM195 242H196V240H195ZM201 242V241H200ZM220 242V241H219ZM235 242V241H234ZM11 243V242H10ZM9 243V244H10ZM56 243V242H55ZM223 243V242H222ZM232 243V242H231ZM16 244V243H15ZM83 244V243H82ZM188 244V243H187ZM198 244V243H197ZM236 244H237V241H236ZM8 245V244H7ZM55 245V244H54ZM58 245V244H57ZM60 246L59 247H55V249H57L58 251H60V258H62V260H64L65 262H68V260H69V258H68V256L64 253V252H62L61 250H60V247H61V244H59ZM115 245H116V247H118V246H122V244H117V243H115ZM191 245V244H190ZM68 246V245H67ZM73 246V245H72ZM183 246V245H182ZM207 246L209 247V244H207ZM1 247V246H0ZM9 247V246H8ZM64 247V246H63ZM62 247V248H63ZM102 247V246H101ZM185 247H187V245L186 246H184V248ZM189 247H191V246H189ZM188 247V248H189ZM199 247V246H198ZM228 247V246H227ZM234 246H232V248H233ZM39 248V247H38ZM69 248V247H68ZM105 248V247H104ZM183 248V247H182ZM207 248V247H206ZM260 248V247H259ZM0 249H2V247L0 248ZM108 249V248H107ZM191 249V248H190ZM197 249V248H196ZM182 250V249H181ZM193 250H194V248H193ZM246 250V249H245ZM2 251V250H1ZM112 251H114V250H112ZM174 251V250H173ZM224 251V250H223ZM228 252H229V250H227ZM226 251V252H227ZM115 252V251H114ZM221 252V251H220ZM225 252V253H226ZM244 252V251H243ZM246 253V252H245ZM93 254H94V252H93ZM96 254V253H95ZM244 254V253H243ZM117 255H119L118 253H116L115 252V258L117 257ZM247 255V254H246ZM161 256H163L162 254H161ZM119 257V256H118ZM121 257V256H120ZM153 257V256H152ZM229 257V256H228ZM245 257V256H244ZM128 257L127 256H123V259H127ZM154 258V257H153ZM230 258H231V256H230ZM246 258V257H245ZM39 259V258H38ZM49 259V258H48ZM44 260H45V258H44ZM61 260V259H60ZM151 260H152V258H151ZM245 260V259H244ZM4 261H5V263L6 264H9L10 263V256H6L5 257V259H4ZM23 261V260H22ZM50 261V260H49ZM52 261V260H51ZM134 261H136L135 259H134ZM47 262V261H46ZM53 262V261H52ZM69 262H70V260H69ZM78 262V261H77ZM140 262H142V261H140ZM259 263L258 264H264V259L263 260H261V259H259V261H258ZM43 263H44V261H43ZM71 263V262H70ZM81 263V262H80ZM35 264V263H34ZM51 264V263H50ZM57 264V263H56ZM246 264H250V262H248V263H246Z\"/></svg>",
	"mask_w": 264,
	"mask_h": 264
},
{
	"label": "water",
	"instance_id": "water-1",
	"mask_svg": "<svg viewBox=\"0 0 264 264\" xmlns=\"http://www.w3.org/2000/svg\"><path fill=\"white\" fill-rule=\"evenodd\" d=\"M84 16L86 20L91 23L97 22V13L93 4L85 5ZM76 89L79 92H84L87 89V86L85 83L79 82L76 85ZM116 92H118V90H116ZM231 101L255 104L264 108V90H249L241 86H236L231 91ZM259 124L264 127V117L259 119ZM231 134L238 135L243 141H247L251 138V133L241 125H234L231 128ZM119 151L120 146L115 145L113 147V152L117 153ZM0 196H5L8 199H12L14 197L12 193L3 191H0ZM118 228L119 230H125L127 228V224L122 222L121 224H119ZM93 252L108 257H115V252L101 246H94Z\"/></svg>",
	"mask_w": 264,
	"mask_h": 264
},
{
	"label": "crops",
	"instance_id": "crops-1",
	"mask_svg": "<svg viewBox=\"0 0 264 264\" xmlns=\"http://www.w3.org/2000/svg\"><path fill=\"white\" fill-rule=\"evenodd\" d=\"M74 70V69H73ZM222 77H224V76H222Z\"/></svg>",
	"mask_w": 264,
	"mask_h": 264
}]
</instances>
